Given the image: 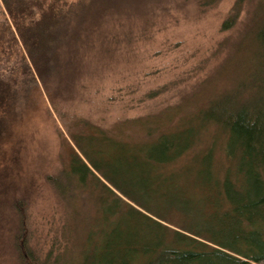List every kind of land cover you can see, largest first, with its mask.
Masks as SVG:
<instances>
[{"label": "trees", "instance_id": "trees-1", "mask_svg": "<svg viewBox=\"0 0 264 264\" xmlns=\"http://www.w3.org/2000/svg\"><path fill=\"white\" fill-rule=\"evenodd\" d=\"M0 1L12 22L7 29H14L4 36L0 24L1 143L21 79L35 85L38 78L47 88L70 69L89 15L138 0ZM245 2L236 1L224 30L236 24ZM258 2L249 75L212 99L194 123L148 121L137 141L121 131L71 136L66 166L46 178L71 210L66 245L45 253L33 248L16 199L21 264H264V0Z\"/></svg>", "mask_w": 264, "mask_h": 264}, {"label": "rangeland", "instance_id": "rangeland-1", "mask_svg": "<svg viewBox=\"0 0 264 264\" xmlns=\"http://www.w3.org/2000/svg\"><path fill=\"white\" fill-rule=\"evenodd\" d=\"M236 1L208 8L199 0H138L129 6L117 1L99 17L88 16L77 56L67 72L58 73L62 78H51L47 88L38 78L35 85L21 79L0 143V264H21L15 243L21 213L33 248L45 253L65 247L71 210L46 178L66 166L72 135L121 131L137 141L148 121L194 123L212 99L249 75L259 2L247 0L236 24L224 30ZM0 24L4 30L12 24L1 1ZM11 33L7 29L4 36ZM217 141L214 153L221 162L222 140ZM15 200L23 201L21 213Z\"/></svg>", "mask_w": 264, "mask_h": 264}]
</instances>
